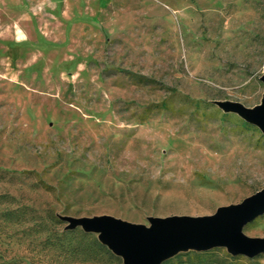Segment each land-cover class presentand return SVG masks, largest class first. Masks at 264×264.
I'll return each mask as SVG.
<instances>
[{
	"label": "rangeland",
	"instance_id": "1",
	"mask_svg": "<svg viewBox=\"0 0 264 264\" xmlns=\"http://www.w3.org/2000/svg\"><path fill=\"white\" fill-rule=\"evenodd\" d=\"M229 105L264 111V0H0V195L60 228L148 229L264 190V132ZM242 235L264 240V214Z\"/></svg>",
	"mask_w": 264,
	"mask_h": 264
},
{
	"label": "water",
	"instance_id": "2",
	"mask_svg": "<svg viewBox=\"0 0 264 264\" xmlns=\"http://www.w3.org/2000/svg\"><path fill=\"white\" fill-rule=\"evenodd\" d=\"M242 116L264 130V111H244ZM262 214L264 190L210 217L152 219L148 229L104 218L72 221L69 228L80 226L102 235L99 241L121 257L123 264H160L173 249L204 251L224 246L233 255L264 253V240L242 235V228Z\"/></svg>",
	"mask_w": 264,
	"mask_h": 264
},
{
	"label": "trees",
	"instance_id": "3",
	"mask_svg": "<svg viewBox=\"0 0 264 264\" xmlns=\"http://www.w3.org/2000/svg\"><path fill=\"white\" fill-rule=\"evenodd\" d=\"M61 224L51 211L41 216L33 208L0 195V264H23L7 252L8 246L21 245H26L25 249L29 246L32 253V261L26 264H123L122 258L91 232L80 227L60 228ZM12 227L20 228L16 235L8 231ZM26 239H30L29 244ZM242 259L241 255H231L222 248H212L182 252L161 264H240Z\"/></svg>",
	"mask_w": 264,
	"mask_h": 264
},
{
	"label": "bare ground",
	"instance_id": "4",
	"mask_svg": "<svg viewBox=\"0 0 264 264\" xmlns=\"http://www.w3.org/2000/svg\"><path fill=\"white\" fill-rule=\"evenodd\" d=\"M226 109L228 110H232V111H234V112H237L238 114H240V115H243V113H244V111L245 110H242V109H240L239 107H237L236 105H229V106H227L226 107ZM251 112H253V111H251ZM261 131L262 132H264V130H262L261 129ZM99 235V238H101L102 237V235H100V234H98ZM177 249H173V250H171V252L167 255V256H170V255H172L175 251H176Z\"/></svg>",
	"mask_w": 264,
	"mask_h": 264
}]
</instances>
